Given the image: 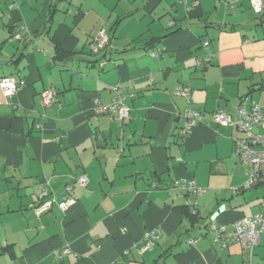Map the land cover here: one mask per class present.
<instances>
[{
  "label": "crops",
  "instance_id": "0c3cea01",
  "mask_svg": "<svg viewBox=\"0 0 264 264\" xmlns=\"http://www.w3.org/2000/svg\"><path fill=\"white\" fill-rule=\"evenodd\" d=\"M262 1L0 0V78L19 80L9 100L0 90V264H264V232L250 257L208 229L261 209L264 187H244L233 152L240 133L213 114L264 105ZM101 28L108 44L89 57ZM55 46L71 58L54 59ZM114 86L134 93L127 119L95 112ZM46 89L56 95L44 106ZM188 109L203 119L178 136ZM189 179L206 189L193 224L175 187ZM67 184L65 211L35 214L42 189L59 199Z\"/></svg>",
  "mask_w": 264,
  "mask_h": 264
},
{
  "label": "built area",
  "instance_id": "2783aa9c",
  "mask_svg": "<svg viewBox=\"0 0 264 264\" xmlns=\"http://www.w3.org/2000/svg\"><path fill=\"white\" fill-rule=\"evenodd\" d=\"M234 0H226V3L233 5ZM251 7L255 11H260L263 7L262 0H249ZM16 39L20 38V34L14 35ZM109 36L106 29L101 28L93 41L89 43V48L96 53L103 50L108 44ZM209 41H203L202 46L207 48ZM210 61L209 53L202 58L196 59L197 65H208ZM115 96L107 104H101L96 101L95 112L97 113H114L120 119L129 117V106L126 99L134 96V93L128 92L122 94L119 86L111 87ZM0 90L6 99H10L19 90V80L14 76H3L0 78ZM180 96H187L190 92L188 87H179L176 90ZM247 97L243 99L246 101ZM55 101V91L46 89L41 93V103L44 106L50 105ZM237 118L234 119L231 113L224 110H217L213 114V120L219 125H233L237 129L240 136L233 138L234 153L239 163L245 169L246 180L245 188H249L258 184L264 187V105L252 101L249 109L241 106L235 110ZM203 116L200 112L188 109L183 115V124L179 128L178 133L186 135L190 132L191 127L201 121ZM76 181L85 185L87 178L84 175L77 176ZM175 187L183 188L188 193L184 204L191 210H196L198 198L206 191L205 188L196 185L193 179L175 182ZM72 187L67 186L64 194L58 199L56 196L48 193L46 189H42L38 194V202L34 207L36 215H40L51 208L53 204L61 210L65 211L74 199L70 194ZM209 231L213 233V241L221 245L222 248L227 247L230 243L240 242L249 252L251 257L252 248L258 244L261 234L264 232V195L261 200L260 211L243 217L237 221L225 225L210 224ZM160 236V231L146 232L143 237L142 250L151 249L156 240ZM66 251V250H64ZM248 264H251L250 261Z\"/></svg>",
  "mask_w": 264,
  "mask_h": 264
},
{
  "label": "trees",
  "instance_id": "16d2710c",
  "mask_svg": "<svg viewBox=\"0 0 264 264\" xmlns=\"http://www.w3.org/2000/svg\"><path fill=\"white\" fill-rule=\"evenodd\" d=\"M51 18L52 17H48V19H47V29H49L50 28V22H51ZM20 34V33H19ZM15 35V34H14ZM19 39H21V35H20V38ZM93 41V40H92ZM90 49V48H89ZM102 51V50H101ZM92 52V51H91ZM92 53H94V52H92ZM97 53V52H96ZM70 54L71 53H66V52H64V51H62L58 46H55L54 48H53V58L54 59H67V58H71V56H70ZM133 93V92H132ZM55 95H56V93H55ZM133 97V96H132ZM132 97H129V98H132ZM261 105V104H260ZM220 110V109H219ZM221 110H224V109H221ZM224 111H226V110H224ZM227 112V111H226ZM105 113V112H104ZM103 114V113H102ZM197 122H199V121H197ZM179 131V130H178ZM178 134V136L180 135V136H183V135H181V134H179V133H177ZM240 135H241V133H240ZM185 136V135H184ZM236 137V136H235ZM234 138V137H233ZM233 152H234V148H233ZM235 154V153H234ZM237 157V156H236ZM154 184V186H155V183H153ZM67 186H70V187H72V185L71 184H67L66 185V187ZM65 187V188H66ZM64 192H65V190H64ZM64 194V193H63ZM70 194H71V191H70ZM185 194H186V196H187V192H186V190H185ZM185 196V197H186ZM181 212L185 215V216H187L188 218H189V220H190V222L193 224L194 222H196V221H199L200 220V216L198 215V213H197V210H195V211H191L185 204H183L182 206H181ZM47 211H49V210H47ZM46 211V212H47ZM45 213V212H44ZM41 215V214H40ZM156 243V242H155Z\"/></svg>",
  "mask_w": 264,
  "mask_h": 264
},
{
  "label": "rangeland",
  "instance_id": "374dc122",
  "mask_svg": "<svg viewBox=\"0 0 264 264\" xmlns=\"http://www.w3.org/2000/svg\"><path fill=\"white\" fill-rule=\"evenodd\" d=\"M86 51H87L86 53H88V56H89V57H93V56L95 57V56H97V54H92V53H91V50L89 49V47H88V50H86ZM86 56H87V55H86ZM231 115L233 116L234 119L237 118L235 111H234V113H231Z\"/></svg>",
  "mask_w": 264,
  "mask_h": 264
}]
</instances>
